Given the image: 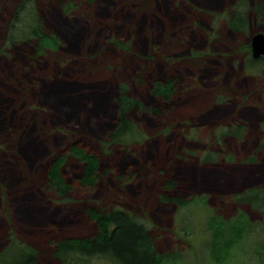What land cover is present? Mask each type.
<instances>
[{"label": "rangeland", "instance_id": "1", "mask_svg": "<svg viewBox=\"0 0 264 264\" xmlns=\"http://www.w3.org/2000/svg\"><path fill=\"white\" fill-rule=\"evenodd\" d=\"M4 1L5 4L0 0V41H3L0 46L1 260L5 261L23 252L27 243L30 240V243L34 242L38 235L44 236V229L43 233L39 234L36 230L47 217H61L78 208L80 204L88 202L105 211L126 212L147 227L160 249L162 247L167 253L160 264H264V218L259 220L262 214L258 213L256 208H251V213L257 219L248 218V207L241 203L230 206L234 202V191L257 182L264 184L262 159L250 165H242L240 162L247 153V150L243 149L246 147L244 142H250L253 146L252 152H256L257 142L261 137L257 126L264 122V61L252 59L250 50L246 49L249 47L251 35L256 30H260L256 33H264V18L254 15L249 7L250 3L245 6L242 0H153L156 17L152 15L150 22L157 24L161 29L165 26L164 34L158 37L160 41L161 37L165 40L166 37L172 36L173 31L178 32L181 27L179 24L189 26L192 18L205 26V31L194 32L195 40H191V48H176V40L166 39L165 47L172 46L173 54L188 48L189 50L185 52L186 57H174L173 54L167 53L164 58L166 54L150 52L148 43L143 40L140 25L135 27L136 34L131 41L132 49L128 48L127 54L119 50L115 53L112 49L116 46L104 43L102 56L95 57L94 50L102 47L103 36L99 39L100 42L96 40V35L93 36L92 40L96 41L92 43L89 36L93 25L100 19L102 20L98 21L99 24H108L107 36L111 35L112 39L116 38L121 43L124 40L128 42L124 39L127 36L122 28L124 18H120L115 10L108 11L111 0H95L93 5L90 4L91 1L76 0L79 3L76 4L77 9H74V12L67 2L62 4L65 10L61 11L63 0ZM96 2L98 4H95ZM86 10L96 20L92 24L84 20ZM237 10L252 15L247 21V28L238 32L240 37L234 34L226 23L227 18ZM120 13L126 14L124 11ZM130 15L133 14L128 12L124 16L129 19V23L132 21ZM143 15L140 14L142 21ZM36 17L48 29H56L61 42L59 51L41 52L43 54L39 56L41 58L38 59L37 67L31 62L28 63L27 57L23 56L28 51L32 52L26 40L35 28ZM114 19L116 21H112ZM63 23L68 25L67 39L74 40L75 43L63 40ZM97 30L98 33L101 31ZM149 53L154 55L153 59L145 61L144 58ZM113 54H117L116 58ZM182 54L184 53L179 56ZM58 56L63 59V62H59L60 65L56 64ZM91 56L94 57L89 61L88 57ZM119 58L122 61H117ZM106 59L112 60L114 64L118 62L120 70L114 71V64L104 69L102 60ZM124 59L135 62L131 66L132 71L127 70ZM142 69H147V72L151 70L154 72L153 76L159 79L163 76L162 73L177 78L182 86L181 99L184 103L167 125H162L157 120H148L149 116L144 112L130 115L133 129L124 141L117 145L105 146L106 143H97V140L104 136L100 133L97 134L100 138L89 135L96 129L84 125L85 113H73L75 116L72 118H61L53 115L54 112L44 105L47 103L44 99L42 102L41 97L39 101L36 99L37 96H44L42 94L45 88H53L54 85L65 82L68 87L79 85L78 90L71 87L77 90L72 93L74 97L88 93L82 102L78 103L81 110L88 108V114L93 115L89 111L94 105L101 103L106 113H114L116 106L110 98L117 93L116 90L121 84H125L130 98L140 103H150L152 97L149 92L141 87L139 89L138 84L134 83L135 78L132 79L131 76ZM32 74L39 76L38 83L35 79L31 82ZM49 74L53 76L49 77ZM23 82L37 85L36 89L39 84L40 95L35 96L34 90L28 89L27 92H22L24 98L18 100L19 84L22 85ZM105 90H110V93ZM104 91L106 93H103ZM94 96L98 97L93 101ZM54 107L57 110L60 108L58 104ZM57 110L54 111L60 113ZM10 118L16 126L28 130L30 138L26 142L14 140L3 128V122L7 124ZM38 122L42 130L40 129L37 140L31 141V137L36 134L33 126ZM234 127H245L248 132L240 143L232 136L222 139V136ZM87 138L94 145V149L109 156L118 152L114 160L118 161L122 158L119 156L121 155L124 157L122 160L132 163L141 158L154 157L158 149L161 150L162 144L167 145L166 141L173 143L172 139L176 140V149L170 152L175 159L173 164H177V170L181 163L178 177L182 183L196 182L198 194L182 207L175 208L173 213L170 211L171 215L167 218H158V214L162 215L160 211L155 212L158 204L155 194L158 191L156 186L150 184L137 183L131 189H125L123 194L110 186L109 182L110 184L103 187L98 185L93 197H83L81 201L75 199L72 202L65 198H56L51 192L45 194L41 191L39 194L34 192L33 187L29 188L36 177L45 179V168L56 152L75 141L85 142ZM208 151H218L220 157L215 161H205ZM224 154H231L233 160H229ZM256 156L261 158L264 154L260 152L256 153ZM69 164L76 166L73 160ZM208 188L213 189L210 190L212 195L206 193ZM85 190H74L78 192L74 195L85 196ZM219 200L222 203L218 202ZM216 211L219 214L226 212V221L221 220ZM230 226L240 230L237 237L233 238ZM230 237L233 239L228 243ZM1 260L0 264L3 263ZM87 264L112 263L106 259L93 258Z\"/></svg>", "mask_w": 264, "mask_h": 264}, {"label": "trees", "instance_id": "2", "mask_svg": "<svg viewBox=\"0 0 264 264\" xmlns=\"http://www.w3.org/2000/svg\"><path fill=\"white\" fill-rule=\"evenodd\" d=\"M2 1L5 4L6 1ZM85 1H91L90 4L93 5L95 0H84V2ZM242 1L245 3V6L246 3H250L249 7L255 16L264 18V0ZM66 2L72 7V12L77 9L76 4L79 2L76 0H63L60 6L61 11L65 10V6L62 4ZM95 4L98 3L96 2ZM152 5L153 0H111V7H108V11L109 9L113 12L115 10L119 13L120 18H124L122 22V25L124 26L122 28L128 37L124 38L128 40V42L124 40L127 44L124 41H122V44L116 38L112 39L111 35L107 36L109 34V30L106 31L108 24L106 26L99 24L98 21L102 19L98 21L94 20L89 11L86 10L85 12L88 13H85L86 15L84 14L85 22H88L89 24H92L93 21L97 22V24L95 23L93 25V29L90 30V43L96 40L99 41L101 36H103L102 47L99 50H94L95 57L102 56V49L105 47L104 43H110L113 47L116 46L115 49H112L115 53L119 50L120 52H125L127 54L128 48L132 49L131 41L134 40L133 37L136 34L135 27L139 25V27H141L140 30L143 33V40L148 43L151 50L150 52H160L162 55L166 54V56H163L164 58L167 57V53L170 55L173 54L171 52L173 50L171 49L172 46L170 48L165 47V42L170 40L169 38H171L170 41L176 40V48L182 49L184 46H190L191 48V45H193L191 44V40H195L194 32L196 33L198 31L199 33V31L202 30L205 31V26H202L198 20L192 18V22L189 26L184 23L179 24L178 26L181 27L178 29V32L173 31L172 36L166 37L167 40H164L161 37L160 41L158 37L164 34L163 29H165V26L161 29L157 24L150 22L152 15L153 17H156L154 16L156 14L155 7ZM90 7L93 8L94 6ZM95 7L98 8L97 5ZM17 11L18 10H16V12ZM122 11L126 14L123 15V13H120ZM157 11L161 12V10ZM128 12L133 14L130 15V17H132L130 23L129 19L124 17ZM0 13L2 14L1 6ZM65 13L68 14L67 12ZM91 13H93L92 9ZM140 14H144L142 16L143 21ZM248 15L249 14L245 11L239 12L237 10L232 16H230V18H227L226 23L229 28L234 34H238L239 37L240 33L238 32L247 28V21L249 18H252V15H249L250 17ZM112 21H116V19ZM67 28L68 25L66 26L63 23L64 33L62 36L64 41H69L67 39L69 31ZM97 29H101V31L98 33ZM55 30L52 28L48 29L45 24L40 22L38 17L35 18V28L30 32L29 39L26 40V44L32 49V52L29 53L30 51H28L23 55L27 57L28 63L31 62L37 67L39 62L38 59L41 58L39 56L43 54L41 53L42 51L44 52L48 50L49 52H57L60 50L61 42H59V35ZM257 31L260 30H256L255 32ZM95 35L97 36V39L92 40ZM120 37H122V35H120ZM155 39H158V41H155ZM68 43L75 42L74 40H71ZM1 44H3V41H0V46H2ZM246 49L250 50V47H247ZM188 50L189 48L186 51L181 52L177 50L178 52L172 56L179 58H182V56L186 57L187 53L185 52ZM180 53L184 54L179 56ZM61 55V57H63V53H61ZM113 55L116 58L117 54ZM152 56L154 55L149 53L145 56L146 58H144V60H152ZM59 57L60 56L56 57L58 60V62H56L57 65H60V63L63 62V59ZM93 57L94 56L88 57L89 61L92 60ZM124 60L126 62L127 70L132 71L133 69L131 66H133L135 62L126 59ZM117 61L120 62L122 60L119 58ZM102 64H105V69L111 67L114 62L106 59L102 60ZM113 69L114 71L120 70L118 62L114 64ZM153 75L154 72L151 70L150 72H147V69H142L137 73L131 74L132 79L135 78L134 83L138 84L139 89L141 87L146 90L147 93L149 92L152 97V99L149 100L150 103H140V101H135L130 98L127 91V85L121 84L116 90L117 93L110 98L111 102L116 106V111H114V113H106V111L102 109L101 103L94 105V110L91 109L89 111V113H93V115L88 114V108H83L81 110V106H79L78 103L82 102L88 93L74 97L75 95L72 93L80 89L79 85L71 86L73 89L77 88V90H73L71 87H68L69 85L65 82L61 85H54L53 88H45V92L42 94L44 96L39 94V84L36 89L37 85L33 86L32 84L29 85L26 82H23L22 85H20L21 83L19 84L20 92L17 97L18 100L23 99L24 97L22 95L24 94H22V92H27L28 89L31 91L34 90L33 92H35V96L40 95L37 96L36 99L38 100L41 97L40 102L44 99L47 103L45 102L46 104H43L48 106L54 112L53 115L60 116L61 118L64 116L72 118L77 115L78 112L85 113L86 115L83 118L84 125L95 127L96 129V131H91L89 135H91V137H98L97 134L100 133L104 137L99 141L97 140V143H106L105 146L111 144L117 145L122 143L125 137L133 129L131 116H134L136 112H144L149 116L147 118L148 120L153 122L157 120L160 121L162 125H167L169 120L178 113L177 109L184 103L181 99L183 97L182 86L177 78L168 74L164 75L163 73V76L160 79ZM48 76L52 77L53 74H49ZM34 79L40 81L39 76L37 77L32 74L31 82ZM45 80L48 79L45 78ZM39 81H37V83ZM68 88H71L69 92L67 91ZM105 91L103 93H106ZM109 91L110 90L107 91L108 94L110 93ZM82 93L83 92H81V94ZM97 97L98 96H94L93 101ZM56 104L60 106L58 110L54 107ZM54 110H57L60 113H56ZM73 113H75V115ZM3 124V128L8 131V134L13 137L14 140L24 143L30 138L28 130L16 126L12 118L7 121V124L4 122ZM33 127L35 128L36 134L31 137V141L37 140L36 137L42 130V128H40L42 126L39 122L35 123V126ZM257 127L261 133V137L257 142L256 152H252L253 146L250 142H244L246 147L243 149L247 150V153L244 155V159L240 160L242 165L254 164L260 159H262V162L264 161V157L258 158L256 156V153L262 152L264 154V122ZM247 134L248 132L245 127H234L232 131L229 130L224 134L222 139L227 136H232L234 140H238L236 142L240 143L243 141L244 135L246 136ZM250 137L251 135L249 134V138ZM87 139L88 140H85V142L75 141V143L66 145L63 150L56 152L45 168V179L40 176L36 177L29 185V188L33 187L34 192L39 194L41 191L45 194L51 192L56 198H65L72 202L75 199L81 201L83 197H93L98 185L103 187L111 183L110 186H113L118 192L124 194L125 189H131L137 183H142L143 185L150 184L156 186L158 191L157 194H155L157 195L156 197L158 200L155 212L158 211L159 213L160 211L162 214H158V218H167L168 215H171V213H169L170 211L173 213L175 208L182 207L193 200L198 194L196 182L182 183L178 177L181 163H179L180 165L177 170L175 166L177 164H173L175 159L171 155L172 152H170L173 149H176L177 142L174 139H172L173 143L166 141L167 145L162 144L161 150L158 149L156 152L157 154L154 157L141 158L139 161H136L137 163H132L129 160L128 162L124 161L122 160L124 157L121 155L119 156L122 158L118 161L114 160L118 152L115 155H105L103 151L94 149L95 147L90 139ZM169 141L171 140L169 139ZM78 143L83 145H79ZM96 152L98 153L96 154ZM177 153L180 152L177 151ZM206 154L205 157L208 156V158H206L207 160L205 161H215L220 157L218 151H208ZM224 156H228L229 160H233L231 154H224ZM71 160L75 162L76 166H71L69 164ZM80 187L86 189L85 196L74 195L75 193H78L74 192V190H81ZM208 189L209 190L206 191V193L212 195L213 193H210V190L213 189ZM233 193L234 196H232V200L234 202H232L233 205L231 204L230 206L238 205L237 203L243 204L248 207V210H246L248 213L247 217L253 219L257 218L250 210L251 208H256L257 212L262 214L259 220L264 218V184L262 182H257L254 185L234 191ZM213 197L215 196L213 195ZM220 200L218 202L222 203ZM217 212L218 211H216V213ZM217 215L221 217V220L227 218L226 212L220 214L218 212ZM230 230L233 238L240 234V230L236 229L234 226H230ZM42 231L44 232V236L38 235L32 243H30V240L23 252L13 255L5 261L1 260L2 255H0V260L3 262L2 264H87L88 261L93 258L106 259L112 264H160L167 255L162 247L160 249V245L157 243L155 237L149 232L150 230L130 217L129 214L119 210L105 211L104 209L97 208L88 202L80 204L78 208L69 211L68 214L61 217H47L46 220L42 222L39 229L36 230V233L39 234ZM231 237L229 238L228 243L232 241L233 238Z\"/></svg>", "mask_w": 264, "mask_h": 264}, {"label": "water", "instance_id": "3", "mask_svg": "<svg viewBox=\"0 0 264 264\" xmlns=\"http://www.w3.org/2000/svg\"><path fill=\"white\" fill-rule=\"evenodd\" d=\"M248 43L252 59L257 60L262 58L264 61V33H254L251 35Z\"/></svg>", "mask_w": 264, "mask_h": 264}]
</instances>
